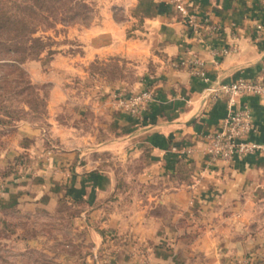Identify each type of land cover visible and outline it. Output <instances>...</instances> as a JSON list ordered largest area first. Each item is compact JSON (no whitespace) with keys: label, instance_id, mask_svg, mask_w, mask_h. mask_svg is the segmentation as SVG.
<instances>
[{"label":"crops","instance_id":"crops-1","mask_svg":"<svg viewBox=\"0 0 264 264\" xmlns=\"http://www.w3.org/2000/svg\"><path fill=\"white\" fill-rule=\"evenodd\" d=\"M185 2L220 30L193 31L169 0H119L131 19L116 20L110 9L76 29L81 52L26 63L39 66L35 79L50 82L48 115L45 126L18 123L13 152L24 151L26 162L0 180V205L48 213L60 202L77 207L72 222L87 229L90 242L80 264H223L226 254L264 264V150L229 160L206 150L208 135L236 106L251 112L248 137L264 142V94L238 95L229 107L205 91L208 82L264 68V3ZM128 26L137 33L128 36ZM223 45L235 49L214 51ZM192 54L204 60L207 81L168 62ZM114 56L134 66L132 81L89 68ZM68 76L86 85L90 78L91 93L79 97ZM145 87L155 99L137 115L107 95Z\"/></svg>","mask_w":264,"mask_h":264},{"label":"rangeland","instance_id":"rangeland-1","mask_svg":"<svg viewBox=\"0 0 264 264\" xmlns=\"http://www.w3.org/2000/svg\"><path fill=\"white\" fill-rule=\"evenodd\" d=\"M118 2L119 0H50L48 10L43 11L42 18L37 23H31L30 35L40 38L41 44L31 47L26 52L27 57L23 65L36 87L32 93L19 96L20 100H25L24 97L28 96L30 106L20 101L19 105L23 109L19 113L18 120L13 121L14 125H11L12 123L0 125V180H5L19 172V166L26 162L24 151L13 152V147L17 146L15 137L18 123L26 120L38 126H45L48 115L46 103L50 82L35 79V75L38 76L39 66L31 65L29 70L26 63L48 59L57 51L64 54L81 52L82 47L77 46V40L73 38L76 29L91 24L97 18L106 17L110 9L116 20L131 19L132 15H129ZM133 23V27L139 26L137 21L134 20ZM129 28L128 26V36L137 33L131 32ZM89 68L99 76L105 74L106 78L114 79L122 76L132 81L136 77L134 66L125 59L119 60L117 56L107 59L97 58L90 63ZM67 79L70 84L79 85L78 93H74L79 97H86L91 93L90 78L85 80L87 85L76 84L75 77L68 76ZM110 92H107V95H110ZM35 96H38V100ZM69 112L67 110L64 113L69 115ZM21 143H25L23 139L17 142L18 145ZM10 196L7 194L6 198ZM23 207L17 204L0 205V264H80V255L88 250L90 242L87 239V229L72 222V215L76 213L77 207L60 202L58 209L49 213L39 208ZM239 254L242 255L243 252ZM227 255L223 264H254L251 256L246 258L245 255L241 258ZM196 256L197 261L203 260L199 255Z\"/></svg>","mask_w":264,"mask_h":264},{"label":"built area","instance_id":"built-area-1","mask_svg":"<svg viewBox=\"0 0 264 264\" xmlns=\"http://www.w3.org/2000/svg\"><path fill=\"white\" fill-rule=\"evenodd\" d=\"M174 9L180 13L182 19L193 31L206 30L215 33L220 30V23L212 20L208 14L198 13L189 8L185 0H169ZM264 3V0H260ZM257 28L262 29V24L257 23ZM235 46H220L215 52L225 54L234 50ZM172 66H184L194 75L207 81L204 60L195 54L186 57L170 58ZM205 91L213 99L225 98L227 105L231 107L238 95L264 94V68L252 77L240 75L229 81L208 82ZM114 105L131 115L139 114L144 106L155 99V91L152 87H145L138 91H124L116 89L110 92ZM254 129L252 115L248 107L236 106L230 108L225 116L222 127L208 135L206 150L212 157L229 160L233 155H244L264 150V142L251 139L249 133ZM189 149L187 148V151Z\"/></svg>","mask_w":264,"mask_h":264},{"label":"trees","instance_id":"trees-1","mask_svg":"<svg viewBox=\"0 0 264 264\" xmlns=\"http://www.w3.org/2000/svg\"><path fill=\"white\" fill-rule=\"evenodd\" d=\"M49 1L0 0V125H14L23 109L21 102L30 106L28 96L19 99L36 87L23 63L26 52L41 44L40 38L31 37L30 27L48 10Z\"/></svg>","mask_w":264,"mask_h":264}]
</instances>
